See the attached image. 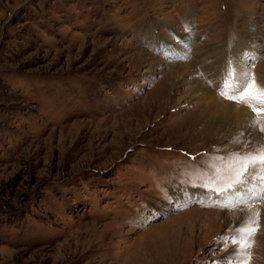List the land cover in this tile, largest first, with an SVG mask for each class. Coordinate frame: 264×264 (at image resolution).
I'll use <instances>...</instances> for the list:
<instances>
[{
  "label": "rangeland",
  "instance_id": "rangeland-1",
  "mask_svg": "<svg viewBox=\"0 0 264 264\" xmlns=\"http://www.w3.org/2000/svg\"><path fill=\"white\" fill-rule=\"evenodd\" d=\"M245 36L264 86V0H0V264H241L250 203L204 185L264 149V117L209 125L188 90L220 94ZM257 223L243 264H264Z\"/></svg>",
  "mask_w": 264,
  "mask_h": 264
},
{
  "label": "bare ground",
  "instance_id": "bare-ground-1",
  "mask_svg": "<svg viewBox=\"0 0 264 264\" xmlns=\"http://www.w3.org/2000/svg\"><path fill=\"white\" fill-rule=\"evenodd\" d=\"M243 46L246 45V47L241 48L240 50H236L235 53L233 51H229L228 53H222L226 54L225 57H228V59L225 60H218L214 65H213V72L212 75H216L217 83H218V88L219 90L223 91H228V88L226 87L225 80L232 81V80H237L240 83H244L246 80L242 79V74L248 72V67H246L245 62L250 60L251 62H255V60L258 58V49H256L257 42H250V40L242 37V40L237 46ZM226 51V50H225ZM240 52V53H239ZM206 53L203 52L202 55L203 57L200 59L202 64H206L207 60V55L204 56ZM239 54H243V59L242 56H239ZM260 56V55H259ZM246 59V61H244ZM224 61V62H222ZM207 65V64H206ZM176 67L179 65H175ZM211 66L207 65L205 68L207 71ZM208 68V69H207ZM232 72L233 75L229 76V72ZM170 72H175V69L172 68ZM185 73V71L183 72ZM183 73L180 74L181 78L184 75ZM191 74V72L188 70L186 72V75ZM173 78L177 77L174 75H171ZM178 75V77H180ZM190 76V75H189ZM185 77V76H183ZM189 83V81H188ZM190 85H192L188 91H190L191 94H195L196 96L194 97V101L196 102L197 105V116H199V119L201 121H204V119L207 121L209 125H213L216 127H223V128H228V129H240L244 131V135L247 134L249 130L248 127L249 125L253 122L254 120V114L252 111H250L247 107H244L241 104L232 102L230 100L224 99L219 93L215 94L212 92L211 89L206 87L202 82L195 80H191ZM194 95L191 97L193 98ZM252 139L253 138H258L259 134L256 132H253L251 134ZM263 175H261V174ZM262 177H264V168L258 167L254 173L251 174V179L249 183L247 184V189H251L253 192L259 194L261 191L262 185H264V180H262ZM206 193V192H205ZM205 193H200V198L203 199L204 201L209 200V196ZM238 198L235 199V195L230 197L229 199H225L224 197H213L214 200L217 201V203L220 204H226V203H231L235 204L238 200H244L243 204L244 206H248L246 203H250V206L244 207L243 209H239L237 212V221L235 222V219H233L234 224L237 225L238 227H243L246 225L248 218L252 215L251 209L255 208L257 209L261 215V219H264V202H257V203H252L253 200L255 201V197L249 195H244L243 192L237 196ZM199 198V199H200ZM252 203V204H251ZM225 213V212H223ZM243 223V224H242ZM236 247V252L235 254L238 255L240 254V249L238 245H235Z\"/></svg>",
  "mask_w": 264,
  "mask_h": 264
},
{
  "label": "snow or ice",
  "instance_id": "snow-or-ice-1",
  "mask_svg": "<svg viewBox=\"0 0 264 264\" xmlns=\"http://www.w3.org/2000/svg\"><path fill=\"white\" fill-rule=\"evenodd\" d=\"M233 73L230 71L229 76ZM242 79L246 80V83H240L237 80L229 81L225 80L228 91H221L220 95L224 98L233 101L235 103L247 106L255 114L256 117H264V86L259 85L254 74L243 73ZM256 121H254L255 123ZM264 131V127L261 128ZM225 159V158H220ZM227 170L231 174L226 172L223 176L217 174L215 178H210L209 182L204 185L210 192L216 194L217 197H224L229 199L234 195H239L243 192L244 195H251L258 201L264 202V185L261 187L259 194L253 192L251 189H247V184L251 179V174L260 167L264 168V149H261L255 154L240 155L233 154L230 158H227ZM220 170H217L219 173ZM223 179V186L212 187L216 185L217 181ZM264 180V177H262ZM241 200L238 203H243ZM237 205L226 203L223 205L225 209L229 207H235ZM252 215L248 218L245 226L237 228V235L232 238V243L238 245L241 252V264L249 258V249L251 248V240L259 230L257 221L261 213L255 209H251Z\"/></svg>",
  "mask_w": 264,
  "mask_h": 264
}]
</instances>
